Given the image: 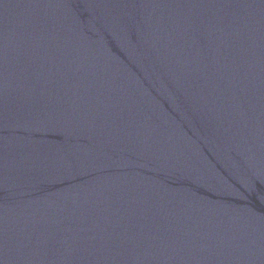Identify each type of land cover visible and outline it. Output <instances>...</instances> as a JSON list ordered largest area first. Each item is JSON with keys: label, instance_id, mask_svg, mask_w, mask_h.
<instances>
[{"label": "water", "instance_id": "obj_1", "mask_svg": "<svg viewBox=\"0 0 264 264\" xmlns=\"http://www.w3.org/2000/svg\"><path fill=\"white\" fill-rule=\"evenodd\" d=\"M0 264H264V0H0Z\"/></svg>", "mask_w": 264, "mask_h": 264}]
</instances>
